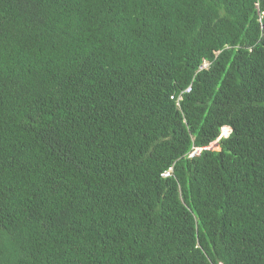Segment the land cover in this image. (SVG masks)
I'll use <instances>...</instances> for the list:
<instances>
[{
  "label": "trees",
  "instance_id": "trees-1",
  "mask_svg": "<svg viewBox=\"0 0 264 264\" xmlns=\"http://www.w3.org/2000/svg\"><path fill=\"white\" fill-rule=\"evenodd\" d=\"M0 264H264V0H0Z\"/></svg>",
  "mask_w": 264,
  "mask_h": 264
},
{
  "label": "built area",
  "instance_id": "built-area-1",
  "mask_svg": "<svg viewBox=\"0 0 264 264\" xmlns=\"http://www.w3.org/2000/svg\"><path fill=\"white\" fill-rule=\"evenodd\" d=\"M209 66V62L208 61H204L203 64L201 65L200 69H204L206 67ZM191 87L189 86L186 91H190ZM206 148H210L209 146L207 147H195L194 149H192V151L190 152V156H195V155H199L201 153V151L203 149H206ZM172 172V167H170L168 170H166L163 175L164 176H167V175H170Z\"/></svg>",
  "mask_w": 264,
  "mask_h": 264
},
{
  "label": "rangeland",
  "instance_id": "rangeland-1",
  "mask_svg": "<svg viewBox=\"0 0 264 264\" xmlns=\"http://www.w3.org/2000/svg\"><path fill=\"white\" fill-rule=\"evenodd\" d=\"M227 128V127H226ZM225 128V129H226ZM224 128H222V132H221V136L219 137V139L222 137V136H224ZM231 132V131H230ZM228 134V133H227ZM227 134H225V135H227ZM218 139V140H219ZM210 148H217L218 149V146H217V141L216 142H213L210 146H209Z\"/></svg>",
  "mask_w": 264,
  "mask_h": 264
},
{
  "label": "bare ground",
  "instance_id": "bare-ground-1",
  "mask_svg": "<svg viewBox=\"0 0 264 264\" xmlns=\"http://www.w3.org/2000/svg\"><path fill=\"white\" fill-rule=\"evenodd\" d=\"M226 127H227V126H226ZM226 127H224V132H223L224 135L227 134V133H229V131H230V128H229V127L226 128ZM225 128H226V129H225Z\"/></svg>",
  "mask_w": 264,
  "mask_h": 264
}]
</instances>
